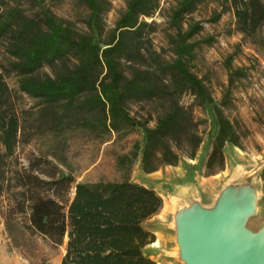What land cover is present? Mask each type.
Listing matches in <instances>:
<instances>
[{"label": "rangeland", "instance_id": "rangeland-1", "mask_svg": "<svg viewBox=\"0 0 264 264\" xmlns=\"http://www.w3.org/2000/svg\"><path fill=\"white\" fill-rule=\"evenodd\" d=\"M103 1L105 10L100 14L96 36L102 46L109 41L128 0ZM180 1L159 0L150 16L139 18L147 25L136 42L142 58L122 62V68L129 78L136 70L155 71L158 65L173 62L178 35L192 31L186 39L192 45L190 53L183 57L186 68L201 81L239 136L238 146L224 147V165L216 173L210 174L205 168L217 131L215 120L211 110L188 92L181 94L178 102L191 113L200 138L194 157H189L188 148L183 146L176 150L179 158L175 165H161L146 174L140 169L145 130L153 128L165 114L166 102L125 101L123 108L135 124L116 129L108 126L109 121L102 125L100 107L86 108L81 99L56 107L52 121L40 110V100L19 91L15 75L4 76L10 90L5 106L17 116L20 127L10 169H27L31 162L40 159L56 166L61 175L71 176L74 183L129 181L151 189L160 198L161 207L142 223L152 236V242L142 252L156 264H185L179 256L172 212L193 205L213 208L217 193L235 172H243L255 192V213L247 227L253 231L264 229V48L258 38L244 37L237 30L230 0H204L191 13L182 15L176 26L171 17ZM47 2L65 26L80 35H91L86 23L88 10L78 0ZM86 57V52L73 50L63 63L80 64ZM9 61L0 46V68L7 67ZM60 68L61 63L43 67L36 77L54 78ZM72 196L73 189L67 197ZM17 198L9 192L0 195V264H60L66 238L62 245L55 246L32 234L27 228L28 215L15 207ZM154 243L158 245L153 246Z\"/></svg>", "mask_w": 264, "mask_h": 264}, {"label": "trees", "instance_id": "trees-1", "mask_svg": "<svg viewBox=\"0 0 264 264\" xmlns=\"http://www.w3.org/2000/svg\"><path fill=\"white\" fill-rule=\"evenodd\" d=\"M47 1L0 0V46L10 58L8 66L0 68V195L9 192L18 197L15 207L28 215L27 228L32 234L55 246L62 245L66 238L60 264H156L142 252L152 242L142 223L161 207L160 198L151 189L129 181L74 183L71 176L61 175L56 166L40 159L27 169H10L20 127L17 116L5 106L10 90L4 76L15 75L19 91L40 100V110L52 121L56 107L81 99L86 108L100 107L102 125L109 121L108 126L116 129L135 124L123 108L125 101L166 102L165 114L153 128L145 130L140 169L146 174L161 165H175L179 158L176 150L183 146L188 148L189 157L195 155L200 138L191 113L178 102L184 92L211 110L217 126L205 163L210 174L223 168V149L226 145L238 146L239 136L201 81L186 68L183 57L192 47L186 43L191 30L178 35L173 62L158 65L155 71L136 70L129 78L125 74L122 62L142 58L136 42L147 25L139 18L150 16L159 0H128L103 46L96 39L100 14L105 10L103 0H78L89 13V36L59 21ZM203 1L181 0L172 12L173 24L177 26L182 15L191 13ZM230 2L237 30L244 37L258 38L264 48V0ZM73 50L86 52V59L65 65ZM59 63L62 68L56 77H36L43 67ZM71 189L73 196L69 199Z\"/></svg>", "mask_w": 264, "mask_h": 264}, {"label": "water", "instance_id": "water-1", "mask_svg": "<svg viewBox=\"0 0 264 264\" xmlns=\"http://www.w3.org/2000/svg\"><path fill=\"white\" fill-rule=\"evenodd\" d=\"M255 192L219 195L211 209H184L176 241L185 264H264V229L247 227L255 213Z\"/></svg>", "mask_w": 264, "mask_h": 264}, {"label": "bare ground", "instance_id": "bare-ground-1", "mask_svg": "<svg viewBox=\"0 0 264 264\" xmlns=\"http://www.w3.org/2000/svg\"><path fill=\"white\" fill-rule=\"evenodd\" d=\"M233 173V172H232ZM247 183L245 181V174L243 172H235L231 175L230 179L223 185V187L220 189V191L217 193L219 195L223 193H232V194H239L241 191L247 189ZM185 210H180L177 212H172V219L174 223H177L181 213H183ZM158 245L157 243H154L153 246Z\"/></svg>", "mask_w": 264, "mask_h": 264}, {"label": "crops", "instance_id": "crops-1", "mask_svg": "<svg viewBox=\"0 0 264 264\" xmlns=\"http://www.w3.org/2000/svg\"><path fill=\"white\" fill-rule=\"evenodd\" d=\"M143 186V185H142ZM145 187V186H144ZM145 188H147V187H145ZM144 229V228H143Z\"/></svg>", "mask_w": 264, "mask_h": 264}]
</instances>
